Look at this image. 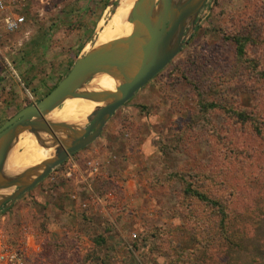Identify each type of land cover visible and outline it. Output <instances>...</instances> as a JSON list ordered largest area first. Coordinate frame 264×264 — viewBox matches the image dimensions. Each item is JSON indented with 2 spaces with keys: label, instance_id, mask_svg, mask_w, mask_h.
I'll use <instances>...</instances> for the list:
<instances>
[{
  "label": "rangeland",
  "instance_id": "obj_1",
  "mask_svg": "<svg viewBox=\"0 0 264 264\" xmlns=\"http://www.w3.org/2000/svg\"><path fill=\"white\" fill-rule=\"evenodd\" d=\"M8 3L24 23L0 36V124L43 97L100 32L129 26L121 0ZM190 27L93 142L0 209V254L23 264H264V0H207ZM236 35L249 37L241 59ZM200 99L220 104L202 110ZM187 185L226 202V231Z\"/></svg>",
  "mask_w": 264,
  "mask_h": 264
},
{
  "label": "water",
  "instance_id": "obj_2",
  "mask_svg": "<svg viewBox=\"0 0 264 264\" xmlns=\"http://www.w3.org/2000/svg\"><path fill=\"white\" fill-rule=\"evenodd\" d=\"M207 0H134L128 13L131 32L95 45L78 56L69 71L43 97L25 105L0 124V209L42 180L55 166L74 152L93 142L118 107L151 80L182 48L188 31ZM156 9V10H155ZM190 27V28H191ZM96 73H107L118 84L113 90H81ZM68 97L103 102L91 111L82 126L64 121L51 122L45 116ZM31 132L40 145L48 147L41 136L51 141L53 154L12 176H4L8 151L22 131ZM63 133L61 138L57 134Z\"/></svg>",
  "mask_w": 264,
  "mask_h": 264
},
{
  "label": "bare ground",
  "instance_id": "obj_3",
  "mask_svg": "<svg viewBox=\"0 0 264 264\" xmlns=\"http://www.w3.org/2000/svg\"><path fill=\"white\" fill-rule=\"evenodd\" d=\"M133 2L134 0H121V5L119 7L131 5V8ZM120 10L121 9L118 8L117 13H119ZM125 23L129 26L116 31L104 30L100 32L96 44H102L111 39L130 33L132 25L128 21H125ZM117 84L118 81L107 73H96L90 78V81L82 85L81 90H113ZM102 104L103 102H97L86 98L68 97L63 100L60 106L47 113L45 118L51 122L64 121L74 126H82L85 122L86 116L97 106H101ZM21 134H23V131L20 132L12 148L8 151L3 169L4 176H12L20 172L22 169L50 157L54 152V149L50 144L51 141L45 133H41V136L46 140V143L48 144L47 148L40 145L35 136L27 130L24 131L23 138L20 141ZM57 135L61 138L64 137L63 133H58ZM20 147H22L21 151H19ZM10 189L11 188L0 189V194H6Z\"/></svg>",
  "mask_w": 264,
  "mask_h": 264
},
{
  "label": "trees",
  "instance_id": "obj_4",
  "mask_svg": "<svg viewBox=\"0 0 264 264\" xmlns=\"http://www.w3.org/2000/svg\"><path fill=\"white\" fill-rule=\"evenodd\" d=\"M232 40L235 44L236 56L239 59H241L244 55L245 46L247 44V41L249 40V37L246 35H244L243 37L236 35V36L232 37ZM248 61L250 62V60H248ZM56 84L57 83H55L51 87H49L47 92H49ZM198 102H199V106L202 110L204 108L208 109V106H209V108H218V106L220 104L216 100L207 102V100L205 101L203 99H200V101H198ZM236 114L241 117L243 122L248 121L247 119H249V117L247 118L246 114L244 115L243 112H237ZM259 124H262V122L256 123V125H258V126H256L255 128H256L257 133L261 134V125H259ZM185 192H192L193 196H195L199 200H202L205 205H208L209 210H208V216L207 217L211 221V224L215 218L218 221V223H220V225H217V226H220L222 231L227 230V223H226V220H227L226 217L228 216L227 215V208H226L227 204L224 200H222L221 198H220L221 200L218 198H215V197L212 198L211 196L203 193L202 191H200L199 189H197L195 187H192L191 185L186 186ZM208 223H210V222H208ZM211 228H213V226H211ZM211 228L208 229V231L211 230ZM229 237H230V235L227 238H229Z\"/></svg>",
  "mask_w": 264,
  "mask_h": 264
},
{
  "label": "built area",
  "instance_id": "obj_5",
  "mask_svg": "<svg viewBox=\"0 0 264 264\" xmlns=\"http://www.w3.org/2000/svg\"><path fill=\"white\" fill-rule=\"evenodd\" d=\"M10 0H0V36L2 33L14 32L19 29L24 23V16L17 11H14L10 4ZM96 170V166L94 167ZM100 202L102 199L99 195L95 196ZM134 235V234H133ZM4 264H23L15 252L9 254H0Z\"/></svg>",
  "mask_w": 264,
  "mask_h": 264
},
{
  "label": "flooded vegetation",
  "instance_id": "obj_6",
  "mask_svg": "<svg viewBox=\"0 0 264 264\" xmlns=\"http://www.w3.org/2000/svg\"><path fill=\"white\" fill-rule=\"evenodd\" d=\"M204 4H205V3H204ZM203 6H204V5H203ZM76 152H77V151H76ZM74 153H75V152H74ZM74 153H73V154H74ZM67 158H68V157H67ZM67 158H66V159H67ZM66 159H65V160H66ZM65 160H64V161H65Z\"/></svg>",
  "mask_w": 264,
  "mask_h": 264
}]
</instances>
